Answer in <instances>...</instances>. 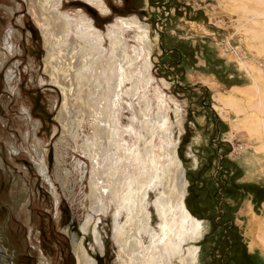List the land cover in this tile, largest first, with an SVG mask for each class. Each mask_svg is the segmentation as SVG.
<instances>
[{
    "label": "rangeland",
    "instance_id": "rangeland-1",
    "mask_svg": "<svg viewBox=\"0 0 264 264\" xmlns=\"http://www.w3.org/2000/svg\"><path fill=\"white\" fill-rule=\"evenodd\" d=\"M33 2L0 0V246L6 255L0 264H77L75 249L81 242L94 264H119L112 232L114 206L104 212L90 208L95 161L80 143L91 134V122L79 106L70 108V119L64 118L62 92L46 70L49 53L43 33L29 10ZM104 4V13L83 0H60L57 7L70 16L87 15L102 34L106 55L114 52L109 31L116 30L120 19L135 16L148 26V71L143 59L136 58L137 75L134 72L132 80L123 76L114 108L121 129L129 130L130 124L135 129L125 132V139L141 146L140 101L146 97L151 102L152 115L146 118L154 122L158 107H165L161 113L167 117V130L159 124L152 138L161 164L158 179L147 190L149 224L159 227L162 219L154 201L168 196L166 191L173 199L184 175L185 206L205 223V233L184 243L181 258L189 246L198 245V264H264L257 228L264 226V155L258 143L264 121V36L256 35L263 31L264 5L256 0ZM254 12L262 14L253 17ZM7 36L11 48L4 44ZM122 39L128 54L140 47L130 27ZM53 47L59 51L67 45ZM122 54L117 50L118 60ZM242 54L262 72L258 94L250 86L253 76L243 66ZM67 120L78 125L72 137L64 132ZM169 147L175 149L177 167L165 155ZM166 173L171 179L166 180ZM121 218L123 223L126 217ZM183 263L177 256L170 262Z\"/></svg>",
    "mask_w": 264,
    "mask_h": 264
},
{
    "label": "bare ground",
    "instance_id": "bare-ground-1",
    "mask_svg": "<svg viewBox=\"0 0 264 264\" xmlns=\"http://www.w3.org/2000/svg\"><path fill=\"white\" fill-rule=\"evenodd\" d=\"M30 1H34L33 4L30 3L31 16L43 33L49 53V59L45 61L46 70L50 71L51 81L59 87L63 95L64 114H62L64 118L67 116L66 119H70V108L79 106L86 120L91 122V134L85 136L80 143L83 151L95 161L89 180L90 208L104 212L114 206L111 214L112 232L118 248L119 264H170L174 256L179 257L180 261L184 262L183 264H198L201 255L198 245L189 246L187 254L181 258L184 243L188 240H200L205 233L203 231L205 223L194 217L185 206V192L182 190L186 184L184 175H181L182 186L178 192L174 193L173 199H170L171 194L166 191L168 196L157 197L154 201L157 216L162 219L159 227L155 228L149 224L151 213L146 199L147 190L158 179L157 171L161 164L153 152L152 138L157 133L159 124H162V131L167 130V117L161 113L165 107H158L156 114L158 120L154 122L152 118L150 120L146 118L152 115L150 113L151 102L146 97L140 101L137 117L141 123V130L137 132V139L140 140L141 146L136 142L129 143L125 139L124 133H129V130L134 132L135 129L131 124L128 126L129 130L121 129L117 109L114 108V105L118 103L114 98L119 93L118 87L122 83L123 76L125 75L129 80L135 76L134 72L136 73L138 69L134 63L135 59L142 58L145 73L148 71L151 52L148 26L141 23L135 16L120 19L114 25L116 30L109 31L110 43L114 52L111 51L106 55L107 49L103 47L102 34L94 27L93 21L87 15L81 13L77 16H70L60 11L57 7L60 0ZM83 1L97 6L102 13L107 10L104 0ZM256 1L258 5H264V0ZM261 14L262 12H254L253 17L261 16ZM125 27L135 30V36L140 45V47H134L132 55L128 54V45L122 39ZM54 35L55 38H53ZM256 35L264 36V25L263 31ZM8 36H12L10 30ZM8 36L4 44L11 48ZM60 44L67 45V48L59 51L53 50L54 45L59 46ZM119 49L123 52L120 60L117 59ZM242 57L248 60L247 62L245 60L246 65L243 64V66L249 68L248 75L253 76L250 86L258 94L262 89V84L259 82L262 72L245 54H242ZM118 64H120L119 67ZM60 66L65 68V72L60 69ZM254 72L255 75H253ZM137 89L138 78L134 81V90ZM262 99L259 95L256 97V101H259L261 105ZM72 123L73 121H68L64 125L65 134L71 137L77 130V124L73 123L72 126ZM260 128L258 134L262 140L258 141L259 153L262 152L264 155V121L260 123ZM93 151L95 154L92 153ZM175 153V149L172 150L169 147L165 155L172 161L174 167H177L179 162ZM158 156H162V153ZM251 156V158L254 157L253 154ZM136 168L138 176L135 175ZM43 169L40 171L43 172ZM165 175L168 180L170 174ZM102 176L105 177L106 183ZM99 180L101 182H98ZM103 187L105 191L100 190ZM120 208H123L124 213ZM121 215L126 217L123 223L120 221ZM257 228L260 229L258 236L264 245V226L260 224ZM97 236L98 234H95V237ZM100 242L97 241L101 248L100 252H103ZM75 252L77 264H94L93 259H90L85 252L82 242L77 245ZM1 256L6 255L0 246Z\"/></svg>",
    "mask_w": 264,
    "mask_h": 264
}]
</instances>
